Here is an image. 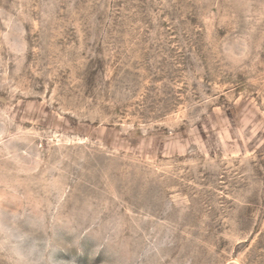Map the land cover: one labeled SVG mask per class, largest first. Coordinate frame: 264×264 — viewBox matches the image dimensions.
I'll return each mask as SVG.
<instances>
[{"label": "rangeland", "instance_id": "374dc122", "mask_svg": "<svg viewBox=\"0 0 264 264\" xmlns=\"http://www.w3.org/2000/svg\"><path fill=\"white\" fill-rule=\"evenodd\" d=\"M13 213L59 264H264V0H0Z\"/></svg>", "mask_w": 264, "mask_h": 264}, {"label": "clouds", "instance_id": "9594fccd", "mask_svg": "<svg viewBox=\"0 0 264 264\" xmlns=\"http://www.w3.org/2000/svg\"><path fill=\"white\" fill-rule=\"evenodd\" d=\"M22 219L23 216L17 217L13 213L11 220L0 223V242L4 243L5 250L16 259L17 264H59L53 258L55 250L46 237L39 239L19 228ZM34 227L45 231L44 221L39 220Z\"/></svg>", "mask_w": 264, "mask_h": 264}]
</instances>
